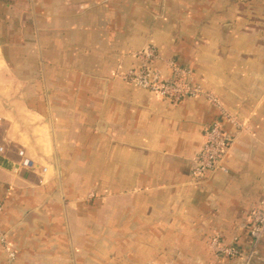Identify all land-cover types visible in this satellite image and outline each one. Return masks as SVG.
<instances>
[{
  "label": "crops",
  "instance_id": "0c3cea01",
  "mask_svg": "<svg viewBox=\"0 0 264 264\" xmlns=\"http://www.w3.org/2000/svg\"><path fill=\"white\" fill-rule=\"evenodd\" d=\"M148 48L237 125L123 81ZM216 120L227 172L193 179ZM0 147V264H239L207 240L246 251L264 197V0H0Z\"/></svg>",
  "mask_w": 264,
  "mask_h": 264
},
{
  "label": "built area",
  "instance_id": "2783aa9c",
  "mask_svg": "<svg viewBox=\"0 0 264 264\" xmlns=\"http://www.w3.org/2000/svg\"><path fill=\"white\" fill-rule=\"evenodd\" d=\"M140 55V63L135 67L127 69L121 75L123 81L149 90L174 103L187 97L202 96L209 103L218 107L226 120L237 125L234 117L221 107L219 100L195 82L189 71L178 67L173 60H168L167 65L172 70V76L170 78H163L160 70L154 67V61L157 57L154 49L148 48L143 50L140 52ZM233 139L234 136L222 127L219 120L213 121L208 125L203 131V141L194 160L191 177L193 179H200L206 172H227L225 159ZM19 165L32 166V162L24 158ZM248 233L250 242L246 251H241L234 242L229 244L221 243L217 236H211L207 240V248L216 258L236 257L239 259V264H250L258 253L259 244L264 239V197L259 201L257 207L250 215ZM0 241L7 251L9 259H13L14 253L10 251L5 235L2 233H0Z\"/></svg>",
  "mask_w": 264,
  "mask_h": 264
}]
</instances>
